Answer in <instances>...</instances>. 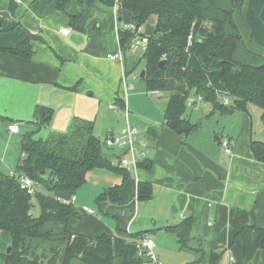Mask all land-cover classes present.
I'll return each instance as SVG.
<instances>
[{"label": "crops", "instance_id": "obj_1", "mask_svg": "<svg viewBox=\"0 0 264 264\" xmlns=\"http://www.w3.org/2000/svg\"><path fill=\"white\" fill-rule=\"evenodd\" d=\"M243 12L254 41L264 48V0H246ZM126 13L116 5L85 7L72 1L64 13L58 0H0L1 48L30 39L33 49L30 58L0 55V116L8 119L0 122V171L16 172L23 156L24 137L12 134L10 124L43 137L65 134L83 119L94 123L96 137L106 139L123 132L129 121L149 142L147 159L128 170L120 165L122 150L106 149L115 168L88 173L78 197L75 193L78 217L68 229L92 238L118 236V230L131 237L144 233L165 264H189L200 256L208 263L212 252H224L223 264H264L257 237L264 229V162L251 147L253 140L264 142L262 110L250 105L246 112L223 115L192 93L194 102L190 97L187 105L199 103L202 111L187 108L185 117L200 127L188 136L175 134L165 126L168 100L155 104L144 98V92L150 95L146 83L145 90L134 87L135 80H143L134 76V54L129 52L124 63L107 58L122 50L119 31L130 22ZM80 14L74 26L70 15ZM64 28L71 29L68 35L61 33ZM40 106L53 110L47 126L36 123ZM141 183L150 186L151 198H139ZM117 186H122L119 202H98ZM186 220L192 224L191 246L203 255L181 250L177 235L167 230Z\"/></svg>", "mask_w": 264, "mask_h": 264}, {"label": "trees", "instance_id": "obj_2", "mask_svg": "<svg viewBox=\"0 0 264 264\" xmlns=\"http://www.w3.org/2000/svg\"><path fill=\"white\" fill-rule=\"evenodd\" d=\"M72 1L85 7L98 4L113 7L116 3L115 0H58V9L67 13ZM120 1L130 22L138 26H144L153 15L158 17L156 34L148 36L142 58L146 73L142 79L151 95L168 94L167 128L182 137L200 127L185 117L192 93L210 104L213 112L223 115L246 112L250 105L256 106L262 110L264 124V63L259 64L262 50L254 41L243 12L246 0ZM80 17L81 14L70 15L74 26ZM243 33L249 36L248 42ZM134 37L133 32L119 31L124 57L129 54ZM191 50L201 70L189 66ZM2 53L30 58L31 41L27 39L11 49L0 46ZM162 61L166 64L160 69ZM212 71L219 72L225 95L230 99L229 106L219 99L221 92L210 84ZM52 117L50 108L40 106L35 111L39 127L49 125ZM4 121L8 119L0 116V122ZM37 134L24 135L23 156L16 173L18 177L31 178L40 187L38 193L29 195L20 188L17 178L0 171V264H143L145 259L138 257L134 243L145 238L144 233L131 237L118 230V236L92 238L71 230L56 233L45 227L48 222H58L69 230L78 213L74 205L61 203L56 197L74 195L86 184L89 172L115 167L105 144L95 136L91 121L76 119L67 133L50 135L47 139ZM251 147L254 157L264 162V142L253 140ZM121 187L109 188L99 196L98 202L106 199L119 202ZM34 198L41 210L40 217L32 214ZM139 198H151L149 185H139ZM191 228V222L186 220L167 230L177 235L181 250L203 255L204 250L191 246ZM257 237L258 247L264 251V229L257 230ZM223 255L224 252H212L208 263L200 256L189 264H223Z\"/></svg>", "mask_w": 264, "mask_h": 264}, {"label": "built area", "instance_id": "obj_3", "mask_svg": "<svg viewBox=\"0 0 264 264\" xmlns=\"http://www.w3.org/2000/svg\"><path fill=\"white\" fill-rule=\"evenodd\" d=\"M18 3L21 2V0H16ZM116 7H121V1L115 0ZM70 28H64L61 30V33L64 35H68L70 33ZM123 31H130L135 34V37L132 41L131 47L129 52L134 54L133 52H137L138 49H142L144 52L147 50V46L149 43V38L145 34V30L143 26H138L133 22L127 23L123 29ZM192 36L189 37V42H191ZM107 58L112 61H117L120 63H124V54L121 50L118 53L115 54H109L107 55ZM155 97H158L160 94L158 92L153 93ZM224 104L230 105V99L228 97L224 98ZM114 109H116V106H113ZM128 115V112H127ZM9 131L12 134H21V128L18 124H10L8 126ZM105 146L109 150H122L123 155L120 157V165L124 168L130 170L139 169V166L142 161L147 159V151L150 148L149 142L142 137L141 131L134 125L130 124L129 121L127 122L126 127L124 128L123 132L120 134L115 135H109L105 139ZM222 146L225 149V153L227 155H231L233 153V150L231 149L229 143L227 141L223 142ZM11 177H15L20 182V188L27 192L31 196H35L38 191L40 190V187L29 177L27 176H21L18 177V174L16 172L9 173ZM57 200L64 204H71L75 206L76 201V195H72L69 198L65 197H56ZM86 212L89 214H95V212L88 207L84 208ZM134 246L136 247L138 251V257L142 259H147L152 264H165L162 262L158 256L155 254V242L148 238H141L137 242L134 243ZM231 261H233V258H231Z\"/></svg>", "mask_w": 264, "mask_h": 264}, {"label": "rangeland", "instance_id": "obj_4", "mask_svg": "<svg viewBox=\"0 0 264 264\" xmlns=\"http://www.w3.org/2000/svg\"><path fill=\"white\" fill-rule=\"evenodd\" d=\"M247 7H248V5H247ZM127 14V13H126ZM252 14H254V10L253 9H251V15ZM128 15V14H127ZM128 17V16H127ZM157 20H158V17L157 16H152V17H150V19L144 24V26H143V28H144V30H145V34L147 35V36H149V37H151V36H153V35H155L156 34V26H157ZM243 32V31H242ZM244 34V33H243ZM245 35V34H244ZM249 36H246L245 35V40L248 42L249 40ZM260 48V47H259ZM261 50L262 51H260V54H262V60L259 62V64H262V63H264V48H261ZM134 53V58H136V65H135V67H134V70H133V72L135 71V73H134V76H140V75H142V72H144L145 70H144V67H145V62H144V60L142 59L143 58V55H144V51L142 50V49H138L137 50V52H133ZM189 66L191 67V68H193V69H196V70H201V65H200V62L198 61V59H197V57H196V55L194 54V52L191 50L190 51V57H189ZM132 72V73H133ZM219 72L218 71H212V72H210V75H209V79H210V82L212 83V86H214V88H215V90L217 91V92H221L220 94H219V99L222 101V102H224V98L225 97H228L227 95H225V89H223L224 87H223V85H221V81H220V78H219ZM145 76H146V73H145ZM133 77V76H132ZM137 78V77H136ZM133 80V78H131V80L130 81H132ZM135 86L134 87H136V84H140V85H138V87H140V88H142V90H143V88H144V90H145V82L143 81V80H141L140 78L139 79H137V80H135ZM145 93V96H144V98L146 99V100H148V101H150V102H153V103H155V104H160V105H162V104H165L166 105V102H167V100H168V94H163L162 95V99H158V98H156L155 96H153V95H148L146 92H144ZM191 98H192V100H193V102H194V96H191ZM191 100H190V102H189V104H188V112H190L191 110L193 111V112H196V110H198V111H202V109H201V105L199 104V103H193ZM198 102V101H197ZM196 106V107H195ZM195 107V108H194ZM250 108V107H249ZM141 111V113H143L144 114V111L143 110H140ZM24 135H25V133L24 132H22L21 133V135H20V137H24ZM48 135H46V136H43V138L44 139H47L46 137H47ZM104 135H101L100 137H98L99 139H100V141L102 142V145L105 143V139L104 138H102ZM37 137H40V136H38L37 135ZM112 159H114V157H111ZM82 189V188H81ZM81 189H79V190H81ZM79 190L76 192V195H77V197H78V194L77 193H79ZM33 204H34V208H33V210H32V214L34 215V217H40V215H41V210H40V208H39V206H38V204H37V199L36 198H34L33 199ZM93 205V204H92ZM94 206V205H93ZM95 207L98 209L99 208V206L98 205H96L95 204ZM48 230H50V231H53V232H56V233H64V232H66V231H70V230H67L66 229V227L65 226H63L61 223H58V222H48L47 224H46V226H45ZM191 245H194V243L193 244H191ZM168 264H188L187 262H183V261H169V262H167ZM144 264H150L148 261H147V259H145L144 260Z\"/></svg>", "mask_w": 264, "mask_h": 264}, {"label": "water", "instance_id": "obj_5", "mask_svg": "<svg viewBox=\"0 0 264 264\" xmlns=\"http://www.w3.org/2000/svg\"><path fill=\"white\" fill-rule=\"evenodd\" d=\"M165 64H166V61H162L161 63H160V69H163L164 68V66H165ZM141 77L142 78H144L145 77V71L144 72H142V75H141ZM10 249H9V253H10Z\"/></svg>", "mask_w": 264, "mask_h": 264}]
</instances>
